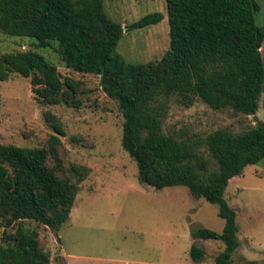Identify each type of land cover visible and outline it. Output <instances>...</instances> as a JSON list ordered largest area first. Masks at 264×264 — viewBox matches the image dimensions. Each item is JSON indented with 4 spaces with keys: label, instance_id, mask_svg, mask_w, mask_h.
Returning a JSON list of instances; mask_svg holds the SVG:
<instances>
[{
    "label": "trees",
    "instance_id": "trees-1",
    "mask_svg": "<svg viewBox=\"0 0 264 264\" xmlns=\"http://www.w3.org/2000/svg\"><path fill=\"white\" fill-rule=\"evenodd\" d=\"M166 2L170 48L158 61L133 64L116 52L125 29L156 25L164 19L162 13L124 27L108 16L105 0H0V33L36 41L35 49L0 54V81L16 73L31 79L40 104L82 108L91 88L62 74L39 51L48 48L70 71L100 78L123 114V147L137 162L140 181L157 190L185 186L195 198L218 205L223 232L194 228L193 238L225 244L215 264H256L233 260L240 247L239 227L225 192L234 177L264 159V122L240 134L219 129L206 138H180L164 133L159 102L178 97L190 107L200 99L216 111L258 112L264 94V27L256 19L260 5L255 0ZM44 118L54 131L46 148L0 145V224L5 228L0 264H65L53 261L39 233L24 222L57 234L70 219L89 170L72 165L66 171L61 154L64 125L52 112ZM15 227V232L8 231ZM190 253L195 263L207 255L197 244Z\"/></svg>",
    "mask_w": 264,
    "mask_h": 264
},
{
    "label": "rangeland",
    "instance_id": "rangeland-1",
    "mask_svg": "<svg viewBox=\"0 0 264 264\" xmlns=\"http://www.w3.org/2000/svg\"><path fill=\"white\" fill-rule=\"evenodd\" d=\"M255 1L261 8L256 14L257 24L264 27V0ZM105 10L124 27L148 14H163L164 19L156 25L125 30L116 52L127 63L158 61L170 48L166 0H105ZM35 44L29 38L0 33V54L35 49ZM39 51L62 74L84 80L92 92L83 97L84 104L78 110L65 104L42 105L31 79L12 74L8 81H0V145L46 148L54 131L44 113L52 112L66 131L61 146L66 171L74 165L89 170V175L80 185L70 219L57 234L32 221L24 222V226L39 233L53 261L58 258L65 262L61 258L63 243L66 251L82 255L85 264H215L225 244L195 240L192 230L206 228L222 233L225 220L218 215V205L195 198L185 186L157 190L142 183L137 162L123 147V114L103 90L100 78L70 71L54 49ZM262 53L264 60V43ZM160 103L164 133L180 138H206L219 129L240 134L256 124L253 115L231 109L216 111L200 99L190 107L182 105L178 97ZM257 118L264 122V94ZM204 154L209 158L205 150ZM50 165L54 167L52 162ZM225 199L237 212L240 247L233 255L234 262L264 264V159L247 166L243 175L230 181ZM4 230L0 224V244ZM8 231L15 232L16 227ZM194 244L207 251L202 263L191 258ZM89 259L97 261L91 263Z\"/></svg>",
    "mask_w": 264,
    "mask_h": 264
},
{
    "label": "crops",
    "instance_id": "crops-1",
    "mask_svg": "<svg viewBox=\"0 0 264 264\" xmlns=\"http://www.w3.org/2000/svg\"><path fill=\"white\" fill-rule=\"evenodd\" d=\"M62 249L63 252L61 258L65 261L66 264H85L84 263L85 258L82 255L66 251V248L64 247L63 243H62ZM89 260L91 263L97 261L95 259H89ZM104 262L108 263L111 262V260L104 259ZM134 264H147V263L135 262Z\"/></svg>",
    "mask_w": 264,
    "mask_h": 264
},
{
    "label": "water",
    "instance_id": "water-1",
    "mask_svg": "<svg viewBox=\"0 0 264 264\" xmlns=\"http://www.w3.org/2000/svg\"><path fill=\"white\" fill-rule=\"evenodd\" d=\"M253 116H254V119H255V121L257 123L259 121L258 118H257V112L253 111Z\"/></svg>",
    "mask_w": 264,
    "mask_h": 264
}]
</instances>
